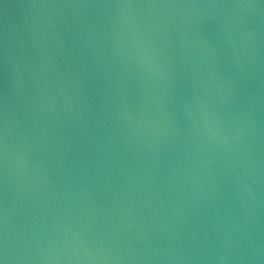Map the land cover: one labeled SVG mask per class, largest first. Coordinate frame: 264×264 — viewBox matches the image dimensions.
Listing matches in <instances>:
<instances>
[{
	"label": "water",
	"instance_id": "95a60500",
	"mask_svg": "<svg viewBox=\"0 0 264 264\" xmlns=\"http://www.w3.org/2000/svg\"><path fill=\"white\" fill-rule=\"evenodd\" d=\"M2 264H264V0H0Z\"/></svg>",
	"mask_w": 264,
	"mask_h": 264
},
{
	"label": "snow or ice",
	"instance_id": "6c2138e0",
	"mask_svg": "<svg viewBox=\"0 0 264 264\" xmlns=\"http://www.w3.org/2000/svg\"><path fill=\"white\" fill-rule=\"evenodd\" d=\"M0 264H2V261H0Z\"/></svg>",
	"mask_w": 264,
	"mask_h": 264
}]
</instances>
